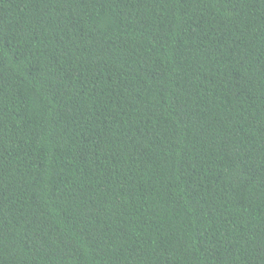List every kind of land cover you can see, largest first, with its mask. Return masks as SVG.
I'll return each instance as SVG.
<instances>
[{"label":"trees","instance_id":"trees-1","mask_svg":"<svg viewBox=\"0 0 264 264\" xmlns=\"http://www.w3.org/2000/svg\"><path fill=\"white\" fill-rule=\"evenodd\" d=\"M0 264H264V0H0Z\"/></svg>","mask_w":264,"mask_h":264}]
</instances>
